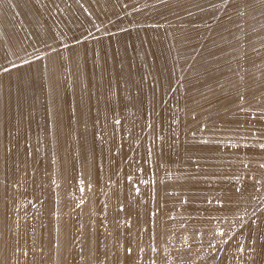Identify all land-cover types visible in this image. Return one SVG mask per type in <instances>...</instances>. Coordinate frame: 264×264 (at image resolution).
<instances>
[{
  "label": "rangeland",
  "instance_id": "obj_1",
  "mask_svg": "<svg viewBox=\"0 0 264 264\" xmlns=\"http://www.w3.org/2000/svg\"><path fill=\"white\" fill-rule=\"evenodd\" d=\"M261 84L264 0H0V264H264Z\"/></svg>",
  "mask_w": 264,
  "mask_h": 264
},
{
  "label": "bare ground",
  "instance_id": "obj_2",
  "mask_svg": "<svg viewBox=\"0 0 264 264\" xmlns=\"http://www.w3.org/2000/svg\"><path fill=\"white\" fill-rule=\"evenodd\" d=\"M260 89L262 90L264 88V84H261ZM261 90H257L258 92H260ZM257 92V93H258ZM257 95H255V99H257L256 97ZM207 103H205L204 105H202L201 107H199L198 109L192 108V107H187L186 108V118L189 116L192 117H196L197 114H199L201 111H203L206 107ZM262 105V104H261ZM231 107V105H230ZM229 108V107H228ZM260 110V109H259ZM223 111V110H222ZM257 115V114H256ZM238 120L237 118L231 119L229 122H224L223 124H221V128L217 131V133L214 135V138L216 139L215 141H222V140H226L227 141L224 143V145H220L219 147H212V145H208L206 148H202L201 151L204 154V159L205 161H207V163H211L214 162L216 165H213V167L209 166L210 172L213 170V168L218 169L220 166V164L224 165V168L222 169L221 174L219 176L218 179H213L211 176L209 179H211V183L215 181L216 185L215 187H219V185L223 186H228L230 185V182L235 181V186L237 184H241V180L243 178V176L246 174L245 169L248 170V173H250V175L255 174L256 172L260 171L262 172L264 170V137L259 138L258 140H256L255 142H252L251 144H249L248 146L246 145V136L247 133L249 132V129L251 127V125H243L241 128L238 129V131L236 133H238L237 137H233L232 130H230V126L231 124H235ZM252 128V127H251ZM254 135V134H253ZM254 137V136H253ZM255 138V137H254ZM246 145V146H245ZM249 148V151H247V149ZM211 161V162H210ZM201 165V164H200ZM221 170V169H219ZM262 170V171H261ZM258 172V173H260ZM245 173V174H244ZM258 173H256L258 175ZM209 174V173H208ZM207 174V175H208ZM212 175V174H209ZM248 174H246L245 176H247ZM256 175V176H257ZM261 175V174H259ZM249 176V175H248ZM247 176V177H248ZM262 176V175H261ZM260 176V177H261ZM251 177V176H250ZM255 177V176H254ZM253 177V178H254ZM263 178V177H262ZM208 179V178H206ZM204 178H200L199 179V183L203 182L204 180H206ZM258 179H260L258 177ZM245 180V179H244ZM242 180V181H244ZM251 180V179H250ZM264 180V179H262ZM260 180V181H262ZM249 180H245L246 184L248 183ZM244 182V183H245ZM219 184V185H218ZM256 184V183H255ZM259 185V182H258ZM245 186V185H242ZM240 187V186H239ZM259 187V186H258ZM263 189L264 187L261 186ZM247 188V186H246ZM254 189V188H253ZM252 189V190H253ZM250 190V189H249ZM260 190V189H259ZM245 192L247 194V190L245 191L242 190L241 193L239 194H235V196H232L234 198L235 204L241 203L242 201H244L243 197H246ZM252 192V191H251ZM254 192V191H253ZM258 193V192H257ZM256 193V194H257ZM231 194V193H230ZM245 194V195H244ZM259 194V193H258ZM261 194V193H260ZM259 194V195H260ZM249 195H251L249 193ZM252 196V195H251ZM255 196V194H254ZM253 196V197H254ZM258 196V195H257ZM259 197V196H258ZM257 197V198H258ZM252 198V197H251ZM246 199V198H245ZM248 199V198H247ZM246 199V200H247ZM245 200V201H246ZM250 200V198L248 199ZM253 200V199H252ZM255 200V199H254ZM257 200V199H256ZM252 202V201H251ZM243 203V202H242ZM249 203V202H248ZM257 203V202H256ZM245 204V203H244ZM244 205H242L243 207ZM246 206V205H245ZM250 206V205H249ZM248 207V206H247ZM252 208V205L251 207ZM240 210V208L238 209ZM243 211V209H242ZM245 211V210H244ZM243 211V212H244ZM247 211V209H246ZM242 213V212H239ZM238 213V214H239ZM237 214V213H236ZM237 214V215H238ZM247 214V213H246ZM235 215L237 218L238 216ZM244 215V213L242 214ZM241 216V215H240ZM246 216V215H245ZM243 217V216H242ZM241 217V219H242ZM225 219V218H224ZM223 219V220H224ZM262 221V220H261ZM259 222V220L257 221ZM255 222V223H257ZM264 225V224H263ZM260 226V225H259ZM198 227V226H197ZM263 228V227H261ZM259 232H257L258 234ZM261 235V234H260ZM257 239L258 236L256 235ZM260 237V236H259ZM89 243V242H88ZM98 243V242H97ZM97 245V244H96ZM251 245V244H250ZM48 247V246H47ZM45 246V248H47ZM45 248L43 251H45ZM97 249V248H96ZM135 249V248H134ZM110 250V249H109ZM112 250V249H111ZM59 252V251H58ZM38 253V252H36ZM135 255V254H134ZM34 256V255H32ZM30 256V257H32ZM56 256V255H54ZM240 256V255H239ZM127 258V257H126ZM199 258V257H198ZM128 260V259H127ZM122 261V260H121ZM125 261V260H124ZM127 262V261H126ZM130 262V261H129ZM175 262V261H174ZM173 262V263H174ZM172 263V262H171ZM170 263V264H171ZM176 263V262H175ZM126 264V263H124ZM237 264V263H236Z\"/></svg>",
  "mask_w": 264,
  "mask_h": 264
}]
</instances>
